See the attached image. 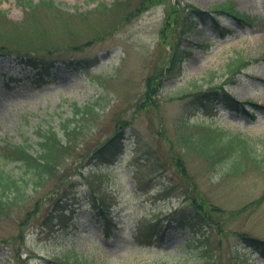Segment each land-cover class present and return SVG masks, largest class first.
I'll return each instance as SVG.
<instances>
[{
  "label": "rangeland",
  "instance_id": "374dc122",
  "mask_svg": "<svg viewBox=\"0 0 264 264\" xmlns=\"http://www.w3.org/2000/svg\"><path fill=\"white\" fill-rule=\"evenodd\" d=\"M194 7L205 12L187 29ZM2 45L58 63L39 73L0 51V169L27 181L0 214V264H264L241 238L264 239V0H0ZM240 56L251 63L232 81ZM214 86L247 110L195 103ZM67 124L69 148L40 182L8 157V144L39 153L52 126L65 143ZM240 137L258 162L232 170L229 145L211 158L200 149L213 138L241 147ZM192 195L209 202L194 211L199 224L164 227L192 210ZM98 204L113 209L108 234Z\"/></svg>",
  "mask_w": 264,
  "mask_h": 264
},
{
  "label": "trees",
  "instance_id": "16d2710c",
  "mask_svg": "<svg viewBox=\"0 0 264 264\" xmlns=\"http://www.w3.org/2000/svg\"><path fill=\"white\" fill-rule=\"evenodd\" d=\"M173 7V6H172ZM170 10V13H176V11H179V7H175V9ZM183 9V8H181ZM180 9V10H181ZM185 10V17L186 20H184V25L187 29L191 28L195 23V17L197 15H202V12H205L201 10L200 8H184ZM235 10V9H234ZM233 8L229 10V13H232L235 15L239 20L246 21L248 19L247 16H245L243 13L234 11ZM171 21L169 20V23ZM247 22L250 23L249 20ZM218 24V23H217ZM8 47L7 45L0 46L1 53H10V54H16L15 56L20 58V61L23 63H27L31 65L32 67L42 69L44 71H49L55 67V65L58 63V59L53 57H43L40 55L32 54L29 51H20L18 48L14 49ZM179 50V47H178ZM178 53V52H177ZM180 54V52H179ZM178 57V58H177ZM64 62L73 64L77 61H67L64 60ZM181 57L179 55H175L173 63L171 65V69L173 71L179 70L181 66ZM245 63L246 65H249L251 61L248 62V59L244 56L238 57L234 62H232L229 66V77L232 79V81H235L237 79V75L240 71L238 69L240 68L241 63ZM159 79L161 77L155 76L154 79ZM153 79H149L147 85V93L146 97L151 98L152 92L155 91L158 82H153ZM194 101L197 104H201L203 107H207L208 102L213 101L214 103H227L233 108H238L242 110H247V105L244 102H241L240 100L236 99L235 97L231 96L228 91H226L225 87L221 86H214L210 87L206 90H200L197 91L194 96ZM90 110L87 112L89 114ZM76 127L69 126L68 124L63 128L64 135L67 136V141L63 143L62 138L59 137L58 132L54 129L52 126L48 130L41 132V140L38 142L41 146V151L39 153H33L31 152L32 147L28 145L27 143L24 144H8L7 145V151L9 152L10 156H8L11 160H16L21 162L25 165V170L29 171L32 170L33 176H35L38 180L41 181L45 174L52 173L54 168L57 165V160L60 157V153H58L60 150L68 149L69 143L72 141L70 135L72 131ZM122 133H124V130L119 131V133L116 135L119 137L122 136ZM242 143L244 146L241 145V147H237L234 145V142L230 140L229 142H226L224 138H218L215 141L214 138L211 139L209 142L203 143L201 145V150H203L206 157L211 158L217 155L218 150H226V148L230 147L231 152L233 151L234 154H237V158L234 160V163L231 166L232 170H235L241 163V159H250L253 163L258 162V151L257 147L254 148V145L252 143L250 144V141L247 140V138H242ZM117 139L115 137L113 140ZM185 141L189 144L192 143L193 139H197V137L191 136V137H184ZM112 140V141H113ZM111 141V142H112ZM216 157V156H215ZM48 175V174H47ZM21 180L24 181L23 185H27V181L23 178H17L11 173H8L7 171H4L3 169H0V214L6 213L8 210L20 199L23 198L24 189L25 187L21 184ZM36 181V182H37ZM203 198H205L204 195H202ZM198 197V195H192L189 196L191 202L189 205L192 206V210H189L188 208H180L174 210L173 217H170V219L167 221L166 225L164 227H195L197 224H199V220L201 216L194 212L195 210H199L201 208H205L209 205V202L207 199ZM97 210H96V217L98 221H100L101 228L104 233L108 234L111 232L112 228L115 226V223L113 222V218L111 216L113 209L110 208V206H106L105 204H98ZM150 228L154 229L156 228V232H160L161 230L158 228V222H151ZM165 230V228H164ZM151 231V230H150ZM243 240L249 244L251 247H253L256 250V253L264 257V239L255 237L252 235H244Z\"/></svg>",
  "mask_w": 264,
  "mask_h": 264
}]
</instances>
